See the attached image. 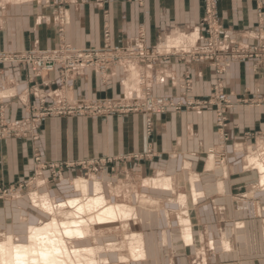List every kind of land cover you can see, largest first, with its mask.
I'll return each mask as SVG.
<instances>
[{
    "label": "crops",
    "instance_id": "1",
    "mask_svg": "<svg viewBox=\"0 0 264 264\" xmlns=\"http://www.w3.org/2000/svg\"><path fill=\"white\" fill-rule=\"evenodd\" d=\"M216 2L223 42L264 48V0ZM58 10L57 0H0V53L46 51L62 43L102 48L104 32L110 30L115 46L137 50L142 37L145 47L176 56L154 63H113L103 70L80 66L65 86L58 72L0 64V107L8 121H21L28 109L64 96L100 100L136 95L146 87L143 81L151 82L154 96L176 102L211 99L220 84L219 91L234 102L228 111L229 140L223 143L217 135L214 107L168 111L152 121L141 114L45 118L37 143L19 137L0 140V187H18L35 177L37 155L46 166L63 165L59 184L51 180L52 170L44 171V185L51 189L84 176L82 168L70 164L111 160L108 176L102 178L107 183H97L109 205L135 212L132 221L116 222L128 230L126 237L140 235L146 250L145 260L127 264H263L264 193L259 171L248 164L251 154L264 148V104L239 101L264 99V58L227 59L221 74L207 62L181 60L182 53L207 46L204 0H71L66 27L59 24ZM186 76L192 86L184 92ZM220 150L227 164L217 170L213 155ZM152 181L170 185L153 186ZM88 183L95 194L96 183L94 188ZM46 194L51 199L55 192ZM26 200L0 203L3 232L24 234L32 215L47 220ZM187 230L191 244L184 239Z\"/></svg>",
    "mask_w": 264,
    "mask_h": 264
},
{
    "label": "rangeland",
    "instance_id": "2",
    "mask_svg": "<svg viewBox=\"0 0 264 264\" xmlns=\"http://www.w3.org/2000/svg\"><path fill=\"white\" fill-rule=\"evenodd\" d=\"M101 1H104V0H101ZM204 1H205V17H204V19H205V25H206V32L208 35V28H207L206 21H207V23L210 22L214 28H220V22L218 20L217 9H216V3H217L216 1L217 0H204ZM70 2H71V0H57L58 9H59L58 10L59 11V14H58L59 24H61L62 26L64 25L65 27L67 24V15L65 12V8L70 4ZM63 31H64V29H61V32H63ZM108 34L109 35L111 34L110 30H106L104 32V37L106 38L105 35H108ZM110 38H111V35H110ZM208 38H210V35L207 36V44H208ZM221 39H222V34H221ZM217 42H219V41H217ZM217 42H210L208 47L206 46V48L203 51H194V52L185 53V54L182 53L181 55H179V58L181 60L191 59V60H200V61L207 62L212 67L215 68L217 74H221L222 72L219 73L217 68L215 66H213L215 58H217L218 60H223L224 62L227 59H232V60L247 59L248 60L250 58H260V57L264 58V48L250 49L249 47H245V46L238 45V44H231V43H228L225 41L224 42L222 41V43H217ZM140 44L142 46H144L143 45L144 40L142 37L140 39ZM64 46H65V48H64ZM60 48H63V50L74 49V50H77V52H80L83 50H97L96 51L97 53L83 55L84 57L82 59H76V60L73 59L72 64L75 67L71 71L70 70H66V71L61 70L62 66L60 64L57 67L50 69V67H48L50 61L47 59L32 60V63L35 65L34 69L31 66H27V64H25L23 62L13 61L15 63H0V64L1 65L25 66V67H29L34 72H42V73H46V74H50L52 72H58L59 79H60L61 83L63 84V86H65L66 84L68 85V83L70 82V80L72 79V77L74 75V71L80 66L95 68L97 70H103L107 66H109L110 64H113V63H119V64H124V63L126 64V63H130V62L142 63V64L154 63V62H157L158 60H160L161 57L168 59L170 57L172 58V57L176 56L172 52L171 53L167 52V53L163 54V52H156L155 50L149 49L145 46L144 47L138 46L137 50H134L133 48L118 47V46H115L113 44L109 45L106 48L102 47V48H97V49H75L72 46H70L69 44H65V43L60 44L55 49L46 50V51H38V50L33 51L32 50V51H22V52H4V53H0V55H2V58H7L9 54H19V55L20 54H26V53L50 54L52 52V56H50V59H51V58H54L53 53H55L57 51V49H60ZM150 52H153L154 54H150ZM244 52L252 53L253 57L250 55H247ZM145 53L148 55H151V56H155V58H154L155 60L151 59L149 57L141 56L142 54H145ZM157 53H160L161 55H159ZM228 55H233V57L235 56L237 58H232L230 56L227 58ZM115 56H118V57H115ZM197 56H202V60L197 58ZM77 60H80V61H78L79 63L77 62ZM36 66L42 67V68L36 69ZM143 83L146 84V87L141 89L138 93H136V95L135 94H128L129 92H127L126 94H122V95H119V96L114 97V98L100 99V100H71L67 96H64L63 98L66 99L64 101L68 104L69 103H76V102H88L92 105L99 106V107L110 106V105L117 104L119 102H124L123 104H127V105L130 104V102L136 103L135 109H133L131 111H126L123 114H104V115H98V114L97 115H90V114L81 115V114H78V115H73V116H81V117H83V116H85V117L128 116V115H134V114H136V115L141 114V115L146 116L150 121H152V117L162 115L168 111H174V112H179V111H183V110L202 111V110L206 109L207 107H213V104H209L206 106L195 105L196 102L193 103V101H194L193 99H187L186 101L176 102V101H173V100H170L167 98L163 99V97L154 96L153 91H152V87L150 85L151 82L150 81H148V82L143 81ZM188 84H192L191 76H186V78L184 79L183 85L181 87L184 90V92L188 91L191 88L192 85H188ZM219 86H220V84L217 85V90H215L214 97L211 98L214 100V102H216V93L219 91ZM223 93H225V92H223ZM227 98H228V96H227ZM61 100H62V98L60 100H58L57 102H55L54 104H51V105L40 106L38 108L32 107V108L28 109L27 116L25 118H23V120L17 121V122L8 121L5 117L3 108L0 107L2 109V111L0 110V116H2V114H3L4 119H5V120L0 121V126H1V128H3V130H0V140L11 138L10 134L13 133V134L19 135V136H15V138H18V137L24 138V139H27L31 142H35V143L39 142L41 140V131H40V126H39L40 122H38V120H37V119H39V117L46 116L43 119L52 118V117H70V116L66 115L65 113H63L62 107L60 104ZM200 100H203V99H200ZM204 100H210V99L207 98ZM148 101H150V103H148ZM159 101H163V102L169 101V103L165 102L162 106L159 107V106H157V103ZM197 101H199V100H197ZM170 102L173 104L179 105V106H173ZM231 102H232V104H234V102L232 100H231ZM239 102H241V104L244 106H247V105L252 106L255 103H257V105H262V104H264V99H259V100L247 99V100H241ZM246 102H249V103L246 104ZM219 104L221 105V102H219ZM232 107H233V105H232ZM194 108H197V109H194ZM47 109H49V111H48L49 113L47 115H44V113L46 112ZM214 111H215V124L217 127V129H216L217 135L223 143H226L229 140V135H230L229 134V116H228V114L226 115V113H225V116H221L222 118H224V117L228 118L227 119L228 123H227V128H226V130L228 132V138L225 139L224 136H222L219 133V128H218L219 122L216 121L217 118H216V108L215 107H214ZM17 124H18V126H14ZM219 155L223 156L224 160L219 161V158H221V157H219ZM251 155L252 156H250V157H256L258 160L264 161V148H261L258 152L251 154ZM39 160H40V157H39V155H37V162H36L37 171H36L35 177H33L31 180H29L25 184H22L21 186H18V187H0V203L4 202L5 204H7V203L13 204L18 199L26 198L27 200H29V202L30 201L32 202L34 208H37L39 210L38 212L43 216V219H47V220H49L50 215L46 211H44L38 205V203H34V201L31 200L32 195L39 194L40 196H45V194L49 190H53V192H55V194H53V195L49 194V195L51 196V199L53 201L58 202V203L63 201V200H67L68 198L79 197L80 193L75 187V182H77L80 179H84V180L90 182V184L92 185L93 188H94V182L95 183L99 182V181H97L98 179L102 180L101 182L107 183V180L104 181L103 179L105 176H108V174L105 173V169L110 164V162H108V161H111V160L95 159V160L80 162L77 165L70 164L71 166H77V167L82 168L84 170V176H80L79 178H74L73 180H71L68 183L62 182V184L59 185L58 187H56V188L53 187V189H51L47 184L44 185V175L43 174H44V171H48V170L51 171L52 168H49V167L46 168L43 163L39 162ZM226 164H227L226 153L223 150L217 151L213 155L214 168L219 170V169H222ZM248 165H250V164H248ZM54 167L58 170V175L55 176V175H53V172H51V178H52L51 180L53 181V183L59 184L60 182L58 183L56 181H61V177L59 176V174H60L59 172L62 171L63 165L62 164H55ZM255 170H257V169H255ZM257 171H259V170H257ZM261 188H262V186H260V182H259V189L264 193V189H261ZM65 194H67L68 196L65 197ZM107 194L109 195L108 191H107ZM248 214H249V216H251L252 213L249 212ZM44 216H46V217L44 218ZM31 218L33 220L31 221V223L26 228L25 233L24 234L22 233L20 236L17 235L20 239V242H22V243L27 242V230H28L30 225H34V224L41 225L44 221H47V220H40L38 217L33 216V215L31 216ZM39 220L41 223L39 222ZM115 224H117V225H115ZM108 225L112 226V227H110L111 229L108 228V229H104L102 231L98 230L97 232H95V234H98V235H95L96 237L93 235V237L95 239L91 237L89 239L90 242L89 241H82V243H79V246H82V247L83 246L102 247L104 249L101 252L102 260L108 259L109 264H127V263H129L128 261L122 260V257H121V256H128V252H127V248H126V247H128V244L124 238V237H126L125 235L128 234V232H127L128 230H125L123 228V225L120 222L119 223L116 222L114 224H100V225L98 224L97 226L94 227V229L96 227H105ZM130 227H132V225ZM1 231H2V228H1ZM8 233H10V232L6 233V232L2 231L1 234L4 238L5 234H8ZM93 234H94V232H93ZM122 245L124 246L125 249L119 248ZM110 246L111 247L116 246L117 248L116 249H110L111 248ZM225 249H229L228 245H225ZM106 250H110V252H108ZM262 261H264V259Z\"/></svg>",
    "mask_w": 264,
    "mask_h": 264
},
{
    "label": "bare ground",
    "instance_id": "3",
    "mask_svg": "<svg viewBox=\"0 0 264 264\" xmlns=\"http://www.w3.org/2000/svg\"><path fill=\"white\" fill-rule=\"evenodd\" d=\"M141 56L155 58V56L146 53ZM249 164L252 168L259 170L260 186L264 189V161L251 157ZM160 183L159 181H152L151 185L158 187L170 185L169 181L164 185ZM75 185L82 194L79 197L68 198L59 203L54 202L47 195H32L31 199L34 203H38L50 217L41 225L29 226L27 242H20L19 237L13 233L5 234L3 238L0 228V264H99L98 262H103L102 257L98 258L97 253L103 250L102 247H82L79 246V243L89 241L91 237L94 238L93 235H97L95 232L101 229L100 227L94 229L98 224L115 223L116 221L128 223L132 221L131 218L135 212L131 207L120 206L122 204L109 205L105 194L101 192L103 188L99 183L95 184V194L86 180H78ZM184 239L186 242L192 243V235L189 230H187V234L185 233ZM126 240L127 252L131 254L130 258L129 256L126 257L128 262L140 263V261L145 260L146 250L142 237L132 235L126 237ZM119 248H124V246Z\"/></svg>",
    "mask_w": 264,
    "mask_h": 264
},
{
    "label": "built area",
    "instance_id": "4",
    "mask_svg": "<svg viewBox=\"0 0 264 264\" xmlns=\"http://www.w3.org/2000/svg\"><path fill=\"white\" fill-rule=\"evenodd\" d=\"M207 28H208V35H210V38H208V44L207 47L209 45L210 42H217V43H222V39H221V29L220 28H214L210 22L207 23ZM106 38L104 37V46L103 48L108 47L111 44V38L110 35H105ZM109 36V37H108ZM144 47V46H141ZM97 50H83L80 52H77V50L74 49H67V50H63V48L57 49V51L54 53V58L50 59V56L52 55V52L50 54H34V53H26V54H9L7 58H2V55H0V63H15L13 61L16 62H23L25 64H27V66H31L34 69V64L32 63V60H41V59H47L49 60V66L50 69L57 67L59 64L62 66L61 70L66 71V70H72L75 66L72 64L73 59H82L83 55H87V54H92V53H97ZM247 55H250L253 57L252 53L250 52H244ZM150 54H154L153 52H150ZM232 57V58H237V57H233V55H228V57ZM71 58V59H70ZM197 58L202 60V56H197ZM226 58V59H227ZM222 64H223V60H218L217 58L214 59V63L213 66H215L218 70V72H222L221 68H222ZM42 67H38L36 66V69H41ZM190 85V84H188ZM64 100V98H62V100L60 101L61 107H62V111L63 113H65L68 116H73V115H78V114H90V115H104V114H123L126 111H131L133 109L136 108V103L135 102H130V104H123L124 102H119L117 104L114 105H110V106H95L92 105L88 102H76V103H66ZM169 103V101H166ZM196 102L195 105H199V106H206L209 104H213V107L216 108V118L219 122L218 124V128H219V133L224 136L225 139L228 138V132L226 130L227 128V119L228 118H222L221 116H225L228 114V111L232 108V102L231 100H229V98H227L226 94L223 93L222 91H218L216 93V102H214L213 99L210 100H199V101H193V103ZM219 102H221V105L219 104ZM148 103H150V101H148ZM154 103V102H153ZM165 102L163 101H159L157 103V106H162ZM171 103V102H170ZM249 102H246V104H248ZM58 104V103H57ZM56 104V105H57ZM173 106H179L176 104L171 103ZM257 105V103H255ZM167 108V107H166ZM165 108V109H166ZM197 109V108H194ZM0 110L2 111V109L0 108ZM49 109L46 110V112L44 113V115H47L49 112ZM44 117L46 116H41L39 117L38 122H40ZM5 120L4 116L2 114V116H0V121ZM12 125V124H11ZM14 126H18L14 125ZM3 127V126H2ZM0 130H3V128H1L0 126ZM14 135V136H13ZM11 137H15V136H19L18 134H10ZM219 161L224 160L223 156L219 155ZM37 161V158H36ZM39 162H41V160H39ZM42 163V162H41ZM46 168H52V172L53 175L57 176L58 175V170L54 167V165H50V166H46L44 165Z\"/></svg>",
    "mask_w": 264,
    "mask_h": 264
}]
</instances>
